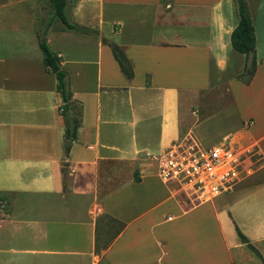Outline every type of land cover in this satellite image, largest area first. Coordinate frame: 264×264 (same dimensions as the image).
<instances>
[{
    "label": "crops",
    "instance_id": "0c3cea01",
    "mask_svg": "<svg viewBox=\"0 0 264 264\" xmlns=\"http://www.w3.org/2000/svg\"><path fill=\"white\" fill-rule=\"evenodd\" d=\"M246 5L248 82L230 44L236 0H66L72 29L50 0H0V264H264V0ZM41 39L78 114L71 142ZM220 114L233 123L222 141L253 161L231 191L196 202L159 180L151 155L200 146L193 127Z\"/></svg>",
    "mask_w": 264,
    "mask_h": 264
},
{
    "label": "built area",
    "instance_id": "2783aa9c",
    "mask_svg": "<svg viewBox=\"0 0 264 264\" xmlns=\"http://www.w3.org/2000/svg\"><path fill=\"white\" fill-rule=\"evenodd\" d=\"M250 157L228 138L211 148H202L191 140L177 141L151 155L159 180L196 202L231 191L249 173Z\"/></svg>",
    "mask_w": 264,
    "mask_h": 264
},
{
    "label": "trees",
    "instance_id": "16d2710c",
    "mask_svg": "<svg viewBox=\"0 0 264 264\" xmlns=\"http://www.w3.org/2000/svg\"><path fill=\"white\" fill-rule=\"evenodd\" d=\"M236 2L238 23L231 32L230 44L234 51L244 55L245 57V65L240 78L245 81L248 79V82L256 67L254 55L255 36L251 19L247 10L246 0H236ZM50 5L54 18L59 20L67 28L72 29L73 27L68 23L65 14L66 0H50ZM39 48L42 52V62L45 68L55 76L56 91L60 94L63 102L60 111L63 118V124L65 126V139L66 141L71 142L79 126V118L77 116L78 114H72L75 107L74 103L71 101L70 93L67 90L66 73L60 66L59 58L50 51L43 39L39 40ZM111 51L121 73L126 79H131L133 77V72L129 61L116 46H112ZM67 147L68 145L66 144L65 149ZM235 230L239 241L243 244H246L247 247L252 251H255L253 247L249 245L237 227H235Z\"/></svg>",
    "mask_w": 264,
    "mask_h": 264
},
{
    "label": "rangeland",
    "instance_id": "374dc122",
    "mask_svg": "<svg viewBox=\"0 0 264 264\" xmlns=\"http://www.w3.org/2000/svg\"><path fill=\"white\" fill-rule=\"evenodd\" d=\"M210 111H205V113H210ZM203 113V112H201ZM233 127V123L228 120L224 114H220L219 117L212 119L204 124H198L197 126L193 127V135L197 139L199 145L202 148H211L214 147L220 142H222L223 135L227 134L231 131ZM228 140L231 138L228 136ZM241 151L242 148H239ZM251 161L253 158L252 152H249ZM244 166H248L245 162Z\"/></svg>",
    "mask_w": 264,
    "mask_h": 264
}]
</instances>
